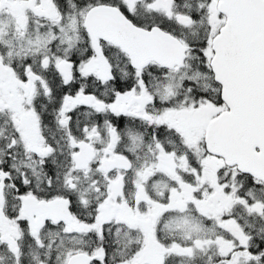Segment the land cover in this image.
<instances>
[{"label": "snow or ice", "instance_id": "obj_1", "mask_svg": "<svg viewBox=\"0 0 264 264\" xmlns=\"http://www.w3.org/2000/svg\"><path fill=\"white\" fill-rule=\"evenodd\" d=\"M0 264H264V0H0Z\"/></svg>", "mask_w": 264, "mask_h": 264}]
</instances>
